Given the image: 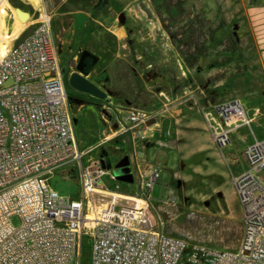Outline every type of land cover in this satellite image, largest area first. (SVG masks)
<instances>
[{
    "label": "rangeland",
    "instance_id": "rangeland-1",
    "mask_svg": "<svg viewBox=\"0 0 264 264\" xmlns=\"http://www.w3.org/2000/svg\"><path fill=\"white\" fill-rule=\"evenodd\" d=\"M47 15L63 62L75 139L80 151H89L83 164L106 153L114 166L128 156L134 182L117 184L131 198L141 193L148 167L158 168L151 194L156 230L189 244L235 249L242 234L232 184L236 171L225 149L209 140L200 108L257 93L264 64V0H67ZM82 51L98 57L86 78L107 100L67 85ZM130 108L156 116L151 138L134 140L120 132L116 112ZM64 170L50 173L47 183L60 196L76 199L79 171L67 178ZM105 183L115 190L117 184ZM143 205L139 201V210ZM102 211L89 205L86 218L95 223ZM78 260L91 264L88 235Z\"/></svg>",
    "mask_w": 264,
    "mask_h": 264
},
{
    "label": "built area",
    "instance_id": "built-area-1",
    "mask_svg": "<svg viewBox=\"0 0 264 264\" xmlns=\"http://www.w3.org/2000/svg\"><path fill=\"white\" fill-rule=\"evenodd\" d=\"M116 113L121 133L141 141L154 135L151 112ZM200 114L219 149L238 128L251 127L239 99L201 107ZM88 153L75 139L50 19L39 13L34 30L0 57V264H80L85 235L91 264H264V139L246 147L247 168L232 179L242 213L241 238L232 250L189 244L156 230L151 194L158 168L148 167L141 193L131 198L119 191L113 168L104 169L100 159L83 164ZM63 168L67 178L79 171L76 199L60 196L47 183L50 173ZM106 180L117 184L115 190L106 188ZM139 201L144 205L138 211ZM89 205L103 213L85 225Z\"/></svg>",
    "mask_w": 264,
    "mask_h": 264
},
{
    "label": "crops",
    "instance_id": "crops-1",
    "mask_svg": "<svg viewBox=\"0 0 264 264\" xmlns=\"http://www.w3.org/2000/svg\"><path fill=\"white\" fill-rule=\"evenodd\" d=\"M67 0H0V57L6 56L18 40L29 35L38 23V14L53 15L58 4ZM32 5V6H31ZM33 6L37 9L35 10ZM33 21L29 26L27 22ZM59 54V53H58ZM94 55V54H93ZM60 69L63 62L59 54ZM261 80L256 79L257 93L253 98H243L248 117L251 119V131L246 127L238 128L233 136V142L224 149L227 162L235 169L236 175L247 168V163L241 153L254 140L264 139V64L261 66ZM238 118H241L239 116ZM238 126V125H237ZM156 128L153 125L152 129ZM203 128L206 130L205 124ZM209 137V134H207ZM210 140V137H209ZM244 158V159H243Z\"/></svg>",
    "mask_w": 264,
    "mask_h": 264
},
{
    "label": "water",
    "instance_id": "water-1",
    "mask_svg": "<svg viewBox=\"0 0 264 264\" xmlns=\"http://www.w3.org/2000/svg\"><path fill=\"white\" fill-rule=\"evenodd\" d=\"M91 61V65L87 66L85 61ZM99 62L98 57L88 51H82L78 62L76 63V72L72 73L67 79V85L74 91L89 95L99 100H107V95L99 90L93 83H91L86 77L89 73H84V69L93 68ZM154 123L151 120L148 125ZM105 158V159H104ZM100 163L104 169H114V174L118 175L117 179L119 182L132 184L134 182V176L131 173L129 157H123L115 166L112 165L111 160L107 154L99 156Z\"/></svg>",
    "mask_w": 264,
    "mask_h": 264
},
{
    "label": "bare ground",
    "instance_id": "bare-ground-1",
    "mask_svg": "<svg viewBox=\"0 0 264 264\" xmlns=\"http://www.w3.org/2000/svg\"><path fill=\"white\" fill-rule=\"evenodd\" d=\"M137 210L139 211V208H137ZM84 221L86 223L85 225H87L88 223H94V220L92 217L86 218V213H85Z\"/></svg>",
    "mask_w": 264,
    "mask_h": 264
},
{
    "label": "flooded vegetation",
    "instance_id": "flooded-vegetation-1",
    "mask_svg": "<svg viewBox=\"0 0 264 264\" xmlns=\"http://www.w3.org/2000/svg\"><path fill=\"white\" fill-rule=\"evenodd\" d=\"M84 63L87 64V66L91 65V61H90V60H89V61H85ZM95 67H96V66H94L93 69H94ZM121 159H122V157H120V158L116 161L115 165H116ZM111 163H112V162H111ZM115 165H114V166H115ZM130 167H131V165H130Z\"/></svg>",
    "mask_w": 264,
    "mask_h": 264
},
{
    "label": "trees",
    "instance_id": "trees-1",
    "mask_svg": "<svg viewBox=\"0 0 264 264\" xmlns=\"http://www.w3.org/2000/svg\"><path fill=\"white\" fill-rule=\"evenodd\" d=\"M93 70V68H86L84 69V73H91V71ZM103 155H105V153H103Z\"/></svg>",
    "mask_w": 264,
    "mask_h": 264
}]
</instances>
